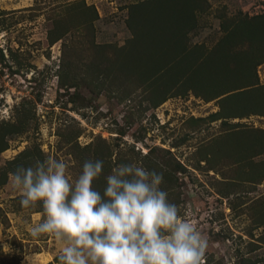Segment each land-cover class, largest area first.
<instances>
[{"label":"rangeland","instance_id":"374dc122","mask_svg":"<svg viewBox=\"0 0 264 264\" xmlns=\"http://www.w3.org/2000/svg\"><path fill=\"white\" fill-rule=\"evenodd\" d=\"M170 6L193 14L175 49L212 55L194 77L151 53ZM0 131V264H58L54 238L28 231L42 204L11 184L49 155L73 178L103 160L101 192L119 164L163 172L208 238L204 264H264V0H0Z\"/></svg>","mask_w":264,"mask_h":264},{"label":"clouds","instance_id":"9594fccd","mask_svg":"<svg viewBox=\"0 0 264 264\" xmlns=\"http://www.w3.org/2000/svg\"><path fill=\"white\" fill-rule=\"evenodd\" d=\"M69 167L49 155L11 174L23 208L42 204L43 219L28 231L54 238L58 264H204L208 238L169 201L163 172L119 164L101 192L103 160H86L75 178Z\"/></svg>","mask_w":264,"mask_h":264},{"label":"trees","instance_id":"16d2710c","mask_svg":"<svg viewBox=\"0 0 264 264\" xmlns=\"http://www.w3.org/2000/svg\"><path fill=\"white\" fill-rule=\"evenodd\" d=\"M166 7L165 10L162 11H154V23L156 22L155 19L157 18V16H161V15H166L165 18V22L166 24H162L161 26H154V36L151 37V35H149L147 32V39L149 40V44L150 45H157V47L161 48L162 45H165L167 47L164 49H159L156 51L151 52L154 57H164L166 61L170 60V62H167L166 65H168V69L169 70H176V69H183L184 73L194 77L195 73L197 71V67L194 66L196 61H203V60H207V58L210 60L212 55L208 54H204L199 56V59L197 60V55L195 54L194 50L188 49L186 50L185 48H183L181 51H177L175 49L176 46L180 45V38L181 36H179V29L177 28L176 25H178V20L181 16H187L188 20L185 23L186 25H189V27H192V9H181V8H177V6L175 7ZM174 17V19L172 18ZM171 22V23H170ZM168 23V24H167ZM157 29V30H156ZM160 31L157 33V31ZM177 51V52H176ZM150 53V54H151ZM213 65H218V66H214L212 69H210L209 66L205 67L206 69L204 70L205 72H207V78H212L214 79V75L217 74L218 70L220 69L223 72H226L227 69L225 70L222 65L225 64L223 61H220V58L217 59V63L215 61L212 62ZM182 66V67H181ZM180 69L177 70L180 72ZM175 73H178V72ZM211 79V81H212ZM210 81V82H211ZM207 85H210L209 83ZM243 87H247V85H243V86H239L236 87L237 89L243 88ZM209 89V88H208ZM244 91L240 90L238 92V94H243ZM224 99V98H223ZM6 133L1 132L0 131V151L3 150L6 147Z\"/></svg>","mask_w":264,"mask_h":264}]
</instances>
